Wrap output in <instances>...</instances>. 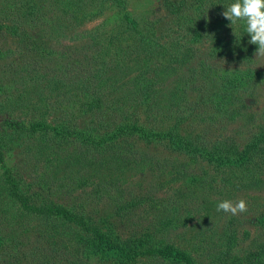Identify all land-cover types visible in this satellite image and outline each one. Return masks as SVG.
<instances>
[{"label": "trees", "instance_id": "obj_1", "mask_svg": "<svg viewBox=\"0 0 264 264\" xmlns=\"http://www.w3.org/2000/svg\"><path fill=\"white\" fill-rule=\"evenodd\" d=\"M23 1L21 6L28 8L29 16L28 12L17 11L11 1L5 6L10 14L12 9L23 19L31 16L37 23H45V15L38 13L43 7L37 0ZM59 1L62 11L71 17V25L82 24L93 15L90 8L95 0H78L77 5L71 0ZM106 1L118 7V18L108 32L89 33L93 38L86 66L76 57L70 60L72 52H82L81 48L57 53L45 45H36L33 37L18 27L9 32L19 42L17 51L0 48L2 59L6 55L32 59L22 67L16 59L10 64L5 60L0 67V90L11 91L7 80L18 85L13 89L18 101L15 109L22 113L20 108L29 105L28 82L39 89V98L31 105L36 112L23 120L10 115L1 122L0 264H264V210L254 219L257 235L246 247H242L241 240H247L250 234L239 231V223L235 224L238 216L229 217L223 231L214 233L213 247L205 240L204 232L191 238L198 244L189 242L190 249L166 241L165 236L168 228H177L191 219L192 210L187 209V204L202 203V191L203 209L209 205L206 202L210 193L218 197L214 201L218 204L237 197L241 191H264V113L248 114L243 142L236 141L237 131L232 135V131L227 132L229 124L245 119L248 107L244 98L252 97L264 85V67H251L258 46L249 43L245 22L238 21L230 27L231 22L222 15L235 0H161L177 31L175 38L169 37L165 44L160 43L154 22L133 16L123 0ZM102 4L105 3L99 5ZM108 21L104 24H111ZM15 22L20 25L22 21ZM207 58L228 61L233 68L218 74ZM46 59L66 61L72 73L81 72L80 66L87 68L85 76L75 84L67 83L62 67L46 68ZM167 72L182 74L172 88H167L168 94L160 87L162 75ZM125 78L129 80L120 83ZM43 88H49L50 93L40 92ZM121 90H126L127 97L103 100ZM205 93L209 94L199 100L198 95ZM160 94L169 96L168 105H159ZM4 98L8 101L10 96L5 94ZM81 101V108L76 109ZM38 103L49 111L45 112ZM0 106L1 111L7 108ZM58 112L59 116H55ZM138 144L161 147L170 157L176 155L182 160L180 165L161 166L158 175L169 176L159 187H171L178 194L176 200L169 197L159 201L148 196L142 199V203H149L147 210H142L146 213L144 220L159 214L158 209L167 213L166 220L150 219L145 226L129 228L128 223L142 203L139 198L128 200L121 196L122 182L109 186L115 192L119 190V195L112 197L116 206L101 212L92 210L91 201L93 196L101 199L97 193L107 190L104 174L100 175L101 188L94 193L87 191L93 174L75 180L57 172L75 165L72 173L78 174L88 166L94 173L98 169L99 173L106 170L113 175L142 163L153 172L159 159L148 151L138 154ZM16 145L23 147L35 163L42 164L44 158L50 164L51 183L44 182L45 166L43 171L34 167L42 181L36 186L11 159H6ZM191 165H198L197 172L201 174L193 173ZM66 180L73 186L67 196L70 200L68 204L56 203L51 186L56 183L64 188ZM79 191L82 194L75 195ZM8 208L15 210L11 215L15 227L6 224ZM25 224H32L30 235L22 234L27 233Z\"/></svg>", "mask_w": 264, "mask_h": 264}, {"label": "rangeland", "instance_id": "obj_2", "mask_svg": "<svg viewBox=\"0 0 264 264\" xmlns=\"http://www.w3.org/2000/svg\"><path fill=\"white\" fill-rule=\"evenodd\" d=\"M9 1L13 2L15 9L18 7L16 10L19 11L21 14L28 12L27 7L21 6L23 5L22 4V2H24L23 0H0V48L1 49L4 50L11 49L12 51L13 50L17 51L19 42L17 41V38L11 35L9 32L13 28L18 27L21 32L24 31L30 34L33 37L34 41H36L35 43L36 45L37 44L43 45L42 47H44L45 45L47 49H51L53 51H56L57 53H60L61 51L66 53L68 49L69 50L71 49L72 51V48H78V49L81 48L82 52L77 51L75 54L72 52V54L70 55V60H73L76 57L78 63H83L86 60V58L90 56V54L88 53V47L92 44L91 38L93 37L89 33L98 31L99 34L103 32V30L108 32L109 29L113 27L114 21L118 18V14H117L118 7H115L113 4H110V2L106 0H95L91 4L92 8H90V10L93 11V15L89 11H87L89 15L91 14L89 19H86L83 23L80 22L82 24L72 23L71 25L69 22L71 17H69L67 14L64 13V11H62L63 5L61 1L37 0L36 3L39 6L43 7V10H41L38 13L40 16L45 15L44 18L46 19L45 23H41V22L37 23L36 20L31 16L27 17V19L21 18L19 15H17L16 13L17 11H12V9H10L12 12L10 14L5 6V3ZM71 1L73 2V4L76 5L78 4L77 2L78 0H71ZM123 1L126 4L127 11H129L133 16L140 18H147L149 21L154 22V30L157 37L161 39L160 41L161 44H165L166 40L169 37H174L175 35L173 34H177L176 27L171 24V19L166 14L161 0H123ZM100 3H105V4H102L100 6L99 5ZM29 13L31 12L27 13L28 16ZM28 18L31 21L23 22L24 20H28ZM15 20H21L22 22L19 25V23L15 22ZM106 20H110L111 24L108 23L110 21L107 22L108 24H104ZM71 37L75 38V41H72L70 39ZM202 48L204 49V51L207 50L206 45L205 46L202 45ZM204 51H202V53H204ZM199 55L198 57H200ZM12 59L17 60L16 64L19 67H22L26 62H32V59L30 57H27L26 55H16L15 57H9V56L7 57L6 55L4 59L0 58V67L2 65L4 66L5 62L3 61L6 60V62L10 64ZM253 59H254V64L251 67L256 68V70H261L264 67V58H256V56L254 55ZM88 61L89 59L86 62H84L85 66ZM207 62L212 63L214 69L217 70L218 74H220L224 69L233 68V65L231 63L222 59H216L212 61V59L210 60L209 58H207ZM45 66L46 68H48L47 66H49L52 69L53 67L59 69V67L61 66L62 73L65 76H67V83H71V84L73 82H74L73 84H75L78 81H80L79 78L82 77L83 74L85 76L84 69L85 70L87 69V68H82V66H80L81 72L72 73L73 72L72 70L69 71V69H67L70 67V65H66V61H55V60L50 61L48 59H46ZM181 75L182 74H175L174 72L164 73L162 75L164 82L162 86H160L161 89L164 90L163 93H165L167 88L169 89L172 88L174 85L173 84L174 81H177ZM128 80H129L128 78H125L122 81H120V83L126 82ZM7 81L9 83L8 86L11 87V91L0 90V105L7 106V108L2 111H1L2 108L0 106V128H1L2 120L4 118L9 117L10 115H12L15 118L20 117L21 120L29 118L31 114L35 111V109L33 110L31 105L35 104L34 101L39 98L38 97L39 89L36 86V84L32 82H28L27 92L29 93L27 96L29 97L28 98L29 105L26 106L25 108H20L23 110L22 113H20L19 110L15 109L17 107L18 101L15 98L17 92L13 91V89L17 88L18 85L16 82H12L9 80ZM41 87H43V85ZM105 88L108 91L111 90V87H105ZM50 91L51 90L49 88H45V91L43 88L41 89L40 92H43L44 94L45 93L49 94ZM101 92H103L102 89ZM168 93L169 92H167V94ZM5 94L10 96V99L8 101H6L4 98ZM208 94L209 93L198 95L200 96V98L198 99L202 100V98H206ZM161 95L162 94H160V98L162 101H160L159 105L161 104L162 106L168 105V102H170L168 98L169 96L166 98L165 96H161ZM193 95L195 96V93H193ZM188 96H190V94ZM124 97H127V92L126 90L124 91L121 90L113 93L108 99H103V100L111 101V99L112 100H116L120 98L123 99ZM48 102H50V100ZM83 102L84 101L79 102L76 105V109H80L82 106L81 104ZM50 103L54 104L55 102L52 101ZM244 104L246 108L248 107L247 109L244 110V112L246 111L245 119L242 121L240 120L237 123L229 124L227 130V132L232 131L230 135L234 134V131H237L236 134L234 135L236 136V141H238L239 143L243 142V140L246 138V135L243 132L245 131L244 124H247L246 119L248 117V114L249 113L255 114L257 112L259 114L264 113V85L260 86L259 89L254 91L252 97L250 98L245 97ZM37 106L43 107L44 105L38 103ZM56 106H58V104ZM121 107L123 108L122 105ZM42 109H45V112L49 111L47 107H43ZM111 113L116 115V112H111ZM50 115L52 116V114ZM55 116H59V112ZM140 116L143 119V115ZM50 118L51 117H49L48 119ZM13 148L14 149L10 153V156L7 155L6 159H11L13 164H15L20 168L19 169L20 172H24V175L25 177H27L28 182L34 183L36 186L39 185L40 182H42L41 178H38L36 176V173L34 172L35 166L41 168L40 169L41 171H43V167L45 166L46 178L44 182L47 183L52 182L51 177H49L50 176L49 171L52 170V167L50 166L49 163L45 161L44 158L42 160V164L35 163L33 161L34 158L30 154H27V152L23 149V147L16 145ZM136 151H138V154L147 151L151 152L153 153V155H155L157 159H159V161L157 162L156 169L153 172L147 170L148 167L146 166L145 163H142L130 169H126L122 173L115 172L113 175H110V173L106 170H103L99 173L98 169H97L98 173L97 171L96 173H94L92 168L88 166H86V168H84V170L80 171V173L78 174L72 173V171L76 169L75 165L73 166L70 165V169L69 170L64 169L63 173L59 169L57 170V172L59 176L69 174L75 180L80 179L81 176L87 177L90 176V174H93V176L90 177V180H88L89 186L87 191L91 190V192H94L95 190L96 193L98 192L97 189L99 190L102 186L100 175L101 174L105 175V179H104L105 184L103 185L104 188H106L107 190L103 194L102 192L100 194L97 193V195L100 196L101 198L99 200L94 198L93 196V199L91 201L92 210H99L101 212L102 211L104 212V209L112 210L116 206L112 201V197L119 195L118 193L119 190L117 188V191L115 192V190L109 188V186H112V183L117 184L116 182H122V184L121 183L119 184L120 191L122 193L121 196H123L128 200H131L132 198H139L142 203V199L146 196L155 198V200H159V201L161 199L168 200L169 197H170L169 199L174 197L176 200L178 194L173 189H171V187L169 189L163 188V186L159 187V184L167 180L169 176L166 174L159 177L158 175L160 174L159 169L161 168V166H169V164L171 163H178V164L181 163L182 160L181 159L179 160V156L173 155L171 156L172 157L171 158L170 154L168 152L163 151L161 147L155 149L153 148V146L145 147L144 145L141 144L140 145L138 144V148H136ZM165 159H167V161H165ZM173 159H177V161L174 162ZM191 168H193L194 170L193 173H196L197 175L201 174L200 172H197L199 168L198 165H191ZM65 185L66 186L62 188V187H57L56 183L52 184L51 191H52V199L54 200V202L59 204L66 202V204H68L70 199L67 196L73 186L70 180L69 181L66 180ZM201 193L202 194L200 200L204 204L205 203V197H203L204 193L203 191ZM80 194H82L80 191L75 193V195L77 196H79ZM215 196L216 195L213 193H210L207 196L206 203H208L209 205H206L207 207L206 209H203L204 207L200 208L203 205L202 203H195L194 201H192L190 204H187L188 205L187 209L192 210L190 217L191 219L189 221H186L184 225H178L177 228H171V227L168 228L167 232L165 233L166 241L173 242L179 247L185 249L189 246L190 244L189 242H192L193 244H198L197 240L191 238L196 234L199 235L200 233L204 232L206 233L205 235L203 234V236H206L205 240L208 241V244L211 247H213L216 241L215 238L216 236L214 235V233L215 232L221 233L225 225L228 224L229 217L234 216L231 215L230 213L217 211L218 204H216L214 201L215 198L218 199V197ZM241 198L247 201L248 210L247 212L241 213L239 215H235L239 217L238 218L239 222L235 221L236 222L235 224L239 223L238 228L240 229L239 230L240 232L242 231V229L249 231L250 237L247 240L244 239L241 240L242 247L243 246L246 247L250 243V239L256 237L257 235L253 222L255 217H257L258 214L264 210V191L261 192L257 190L241 191L240 193H238L237 197L230 199V201L236 202ZM163 205L166 204H162L161 206L163 207ZM148 206L149 203H145V204L142 203L138 207V209H136L135 218L128 223L129 228H133L135 225L145 226L146 220L149 221L150 219L155 222L166 220L165 218L167 217V213L163 209H158L157 211L159 212V214L154 213L150 215L151 216L150 218L147 217V219L144 220L146 218V213L142 212V210H147ZM6 211L8 212L6 213ZM6 211H5L6 213L5 215L8 220L6 224H10L15 227L16 224L12 223V219H11V215H15L14 212L15 210L12 208H8ZM183 216H186V214ZM183 216L180 218H183ZM23 229L27 230V233L25 231L22 233L24 236L30 235V232L33 229L32 224L30 226H28V224H25V227H23ZM29 229L31 230L30 232ZM259 233L261 232L259 231ZM205 242L203 243L204 246L206 244ZM190 248L191 246H189V249Z\"/></svg>", "mask_w": 264, "mask_h": 264}, {"label": "clouds", "instance_id": "obj_3", "mask_svg": "<svg viewBox=\"0 0 264 264\" xmlns=\"http://www.w3.org/2000/svg\"><path fill=\"white\" fill-rule=\"evenodd\" d=\"M222 13L229 20L230 27L238 21L246 24V33L250 36L249 43L257 45L256 58H264V0H235ZM247 201L239 199L236 202L224 200L218 203L217 211L239 215L247 212Z\"/></svg>", "mask_w": 264, "mask_h": 264}]
</instances>
